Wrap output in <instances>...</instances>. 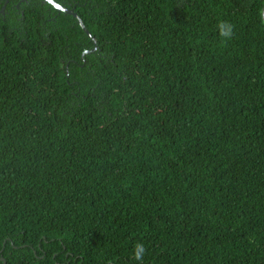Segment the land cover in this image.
Instances as JSON below:
<instances>
[{"label": "trees", "instance_id": "obj_1", "mask_svg": "<svg viewBox=\"0 0 264 264\" xmlns=\"http://www.w3.org/2000/svg\"><path fill=\"white\" fill-rule=\"evenodd\" d=\"M55 1L95 40L0 0V264H264V0Z\"/></svg>", "mask_w": 264, "mask_h": 264}, {"label": "clouds", "instance_id": "obj_2", "mask_svg": "<svg viewBox=\"0 0 264 264\" xmlns=\"http://www.w3.org/2000/svg\"><path fill=\"white\" fill-rule=\"evenodd\" d=\"M257 15L261 23H264V7L257 9ZM216 29L220 37V42L227 45L235 36V25L228 20H219ZM146 248L142 242H137L133 249V258L142 264Z\"/></svg>", "mask_w": 264, "mask_h": 264}, {"label": "water", "instance_id": "obj_3", "mask_svg": "<svg viewBox=\"0 0 264 264\" xmlns=\"http://www.w3.org/2000/svg\"><path fill=\"white\" fill-rule=\"evenodd\" d=\"M8 2H9V0H7L6 4H7ZM44 2L51 4L52 6H54V7H55L57 10H59V11H63V12H65V13H67V14H69V15H72V16H74L75 18H77V20L79 21V23H80L81 27L83 28V30L85 31V33H86L90 38H92L93 40H95V39L92 37V34L90 33V31L86 28V26H85L83 20L80 18V16H78V15L74 12V10L66 9L65 7H63V6H61L60 4H58L55 0H44ZM4 10H5V7L3 8L2 12H4ZM93 51H95V49H94ZM88 53H90V52H88ZM1 260L3 261V259H1Z\"/></svg>", "mask_w": 264, "mask_h": 264}]
</instances>
